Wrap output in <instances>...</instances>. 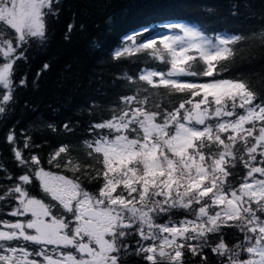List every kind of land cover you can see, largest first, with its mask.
<instances>
[{
  "label": "snow or ice",
  "instance_id": "1",
  "mask_svg": "<svg viewBox=\"0 0 264 264\" xmlns=\"http://www.w3.org/2000/svg\"><path fill=\"white\" fill-rule=\"evenodd\" d=\"M62 6L0 0V123L28 86L19 64L47 46ZM67 28L66 39L75 24ZM256 40L264 45V26L244 34L184 20L141 25L109 56L144 65L115 76L130 94L83 107L92 119L79 140L52 147L31 125L9 127L14 168L0 156V264H128L133 256L210 264L209 255L214 264H264V91L224 77L232 46ZM41 126L72 136L81 121Z\"/></svg>",
  "mask_w": 264,
  "mask_h": 264
},
{
  "label": "trees",
  "instance_id": "2",
  "mask_svg": "<svg viewBox=\"0 0 264 264\" xmlns=\"http://www.w3.org/2000/svg\"><path fill=\"white\" fill-rule=\"evenodd\" d=\"M168 20L196 22L197 26H207L209 32L248 34L264 26V0H63L59 17L49 21L47 46L39 49L34 46L29 62L18 66V77L27 72L28 86L16 91L18 103L0 123V156L7 166L14 168L9 146L4 143V136L13 124H18L17 131L31 125L30 131L40 133L38 142L46 140L52 147L85 135L86 123L92 118L82 115L80 110L92 100L108 106L121 95L130 94L120 81L113 83L115 76L123 71L135 75L144 66L139 61H110V53L120 44L121 37L141 25ZM70 23L75 28L66 39ZM232 47L233 58L224 77L249 79L254 88L264 91V45L256 40ZM45 63L50 65L49 69L34 83L36 73ZM26 103L30 107H25ZM76 120L81 121V127L72 136L36 127L47 122L59 126ZM48 150L45 147L44 152ZM214 261L215 257L209 255L210 264ZM128 264L143 262L133 256Z\"/></svg>",
  "mask_w": 264,
  "mask_h": 264
}]
</instances>
